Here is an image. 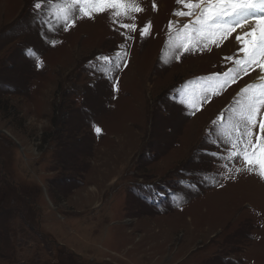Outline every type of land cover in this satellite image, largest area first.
<instances>
[{"label": "rangeland", "instance_id": "obj_1", "mask_svg": "<svg viewBox=\"0 0 264 264\" xmlns=\"http://www.w3.org/2000/svg\"><path fill=\"white\" fill-rule=\"evenodd\" d=\"M126 3L0 0V264H264V178L210 155L259 69L201 99L239 30L200 50L177 0Z\"/></svg>", "mask_w": 264, "mask_h": 264}, {"label": "snow or ice", "instance_id": "obj_2", "mask_svg": "<svg viewBox=\"0 0 264 264\" xmlns=\"http://www.w3.org/2000/svg\"><path fill=\"white\" fill-rule=\"evenodd\" d=\"M178 4H183L188 11H179V16H191L194 20L184 25V39H193L192 33L195 32V44L200 50L208 47L209 42L219 46L223 41L235 35V40L240 45L239 52L244 55V59H236L237 68L229 69L223 73L224 79L219 77L209 78L204 85L202 98L216 89H223L226 85L235 83L236 76L240 72L248 74L250 69H259V85L248 84L241 89L240 95L244 97L239 108L234 113V118L230 117V124L224 128L222 121L223 113L213 121V125H220L221 131L218 133V139L224 146V155L222 152H212L210 155L213 160L218 157L220 160L240 161L249 172H256L261 178H264V0H177ZM78 4L83 6L80 11L93 17L94 12H104L106 9H113L115 18L128 15L130 12L142 11L141 8L126 3V0H64V4L58 7V15L66 25L70 20V9ZM34 7L39 9L41 5L35 3ZM71 23H75L71 20ZM171 23L169 27H171ZM123 28L129 31H136L135 24H123ZM151 23H148L140 30L141 35L147 37L150 35ZM127 39H131L129 36ZM193 50L184 46V51ZM127 54H124L126 60ZM102 59L106 64L111 63L113 68L127 67V64L110 61L108 56ZM226 60H232V57H225ZM255 89V91H253ZM116 90H119L118 82ZM191 93H185V97H190ZM188 103L192 109H197L198 104L189 103L188 99L182 101ZM96 132L101 129L97 127ZM210 142L215 145L217 140L208 137ZM225 167L227 165L225 164ZM231 171V169H228ZM237 172L241 169L237 168ZM215 181V177H212ZM209 181V182H212ZM218 183V181H215Z\"/></svg>", "mask_w": 264, "mask_h": 264}, {"label": "bare ground", "instance_id": "obj_3", "mask_svg": "<svg viewBox=\"0 0 264 264\" xmlns=\"http://www.w3.org/2000/svg\"><path fill=\"white\" fill-rule=\"evenodd\" d=\"M239 30V29H238ZM240 31V30H239ZM257 72V71H256Z\"/></svg>", "mask_w": 264, "mask_h": 264}]
</instances>
